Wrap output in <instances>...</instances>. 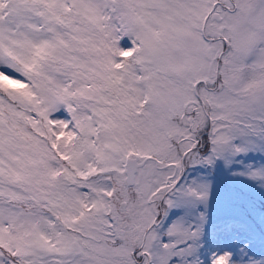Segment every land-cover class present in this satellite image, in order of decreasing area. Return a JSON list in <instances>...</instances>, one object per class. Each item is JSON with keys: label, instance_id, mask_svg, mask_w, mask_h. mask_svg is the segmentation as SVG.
I'll use <instances>...</instances> for the list:
<instances>
[{"label": "snow or ice", "instance_id": "obj_1", "mask_svg": "<svg viewBox=\"0 0 264 264\" xmlns=\"http://www.w3.org/2000/svg\"><path fill=\"white\" fill-rule=\"evenodd\" d=\"M0 264H264V0H0Z\"/></svg>", "mask_w": 264, "mask_h": 264}]
</instances>
